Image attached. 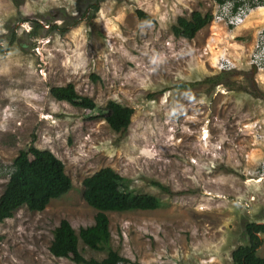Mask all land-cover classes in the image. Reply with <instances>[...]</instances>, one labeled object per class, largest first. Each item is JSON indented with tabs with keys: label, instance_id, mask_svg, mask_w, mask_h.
<instances>
[{
	"label": "rangeland",
	"instance_id": "obj_1",
	"mask_svg": "<svg viewBox=\"0 0 264 264\" xmlns=\"http://www.w3.org/2000/svg\"><path fill=\"white\" fill-rule=\"evenodd\" d=\"M89 1L0 0V194L32 142L63 162L72 183L42 211L22 206L0 222V264H72L50 254L52 231L61 219L75 231L93 223L82 180L103 167L160 200L106 213L110 247L129 264H233L245 223L264 219V72L247 65L264 5L235 27L211 20L187 39L173 34L177 17L214 14L215 0H101L80 19ZM222 59L234 64L220 70ZM54 86L97 109L57 100ZM110 100L133 109L125 130L97 115ZM78 246L87 259L106 255Z\"/></svg>",
	"mask_w": 264,
	"mask_h": 264
},
{
	"label": "trees",
	"instance_id": "obj_2",
	"mask_svg": "<svg viewBox=\"0 0 264 264\" xmlns=\"http://www.w3.org/2000/svg\"><path fill=\"white\" fill-rule=\"evenodd\" d=\"M101 0L89 1L82 11L81 18L88 21L99 10ZM222 4L225 0H215ZM139 17L151 20V16L143 11H137ZM212 19V13L202 14L193 11L190 18L178 16L172 26L175 36L191 39L196 32L207 25ZM51 30L64 33L69 26L52 23ZM15 32L11 33L8 42L13 43ZM2 53L6 52L1 48ZM95 78V76H92ZM216 82V81H215ZM53 97L66 101L73 106L88 111L97 109L95 102L77 94L71 86H54L50 88ZM100 115L114 131L125 130L133 114V109L119 102L110 100L100 109ZM153 185L167 190L157 181ZM84 201L96 210L91 225L79 227L77 231L67 219H61L52 231V239L48 250L57 258H67L72 264H120L130 261L110 247L109 218L107 212L128 210H153L160 206V200L151 194L134 192L128 187L126 178L110 167H103L82 180ZM72 187L71 179L65 173L63 162L48 149H40L33 142L27 150H20L12 160L8 180L0 194V222L10 218L13 212L22 206L30 211H42L52 199L60 198ZM246 243L238 245L232 252L233 264H264V257L257 254L262 244L260 234L264 233L262 222L245 223ZM79 241L93 251H105L102 259L85 258L79 249Z\"/></svg>",
	"mask_w": 264,
	"mask_h": 264
},
{
	"label": "built area",
	"instance_id": "obj_3",
	"mask_svg": "<svg viewBox=\"0 0 264 264\" xmlns=\"http://www.w3.org/2000/svg\"><path fill=\"white\" fill-rule=\"evenodd\" d=\"M264 5V0H225L217 3V11L212 14L211 20L225 22L229 27H235L245 21L251 8ZM254 44V51L250 54L247 65L254 66L259 72H264V28L259 31ZM234 63L222 59L219 69H230Z\"/></svg>",
	"mask_w": 264,
	"mask_h": 264
},
{
	"label": "water",
	"instance_id": "obj_4",
	"mask_svg": "<svg viewBox=\"0 0 264 264\" xmlns=\"http://www.w3.org/2000/svg\"><path fill=\"white\" fill-rule=\"evenodd\" d=\"M252 70H253V72H255L256 68L254 66H252Z\"/></svg>",
	"mask_w": 264,
	"mask_h": 264
},
{
	"label": "bare ground",
	"instance_id": "obj_5",
	"mask_svg": "<svg viewBox=\"0 0 264 264\" xmlns=\"http://www.w3.org/2000/svg\"><path fill=\"white\" fill-rule=\"evenodd\" d=\"M204 135H205V132H204Z\"/></svg>",
	"mask_w": 264,
	"mask_h": 264
}]
</instances>
